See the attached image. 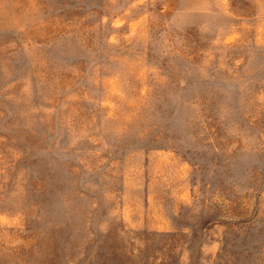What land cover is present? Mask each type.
<instances>
[{
    "label": "rangeland",
    "instance_id": "obj_1",
    "mask_svg": "<svg viewBox=\"0 0 264 264\" xmlns=\"http://www.w3.org/2000/svg\"><path fill=\"white\" fill-rule=\"evenodd\" d=\"M0 264H264V0H0Z\"/></svg>",
    "mask_w": 264,
    "mask_h": 264
}]
</instances>
